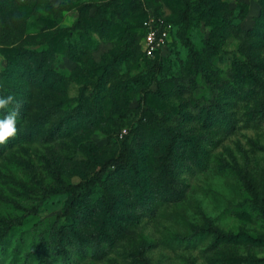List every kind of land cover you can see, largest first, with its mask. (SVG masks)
<instances>
[{
	"label": "rangeland",
	"instance_id": "1",
	"mask_svg": "<svg viewBox=\"0 0 264 264\" xmlns=\"http://www.w3.org/2000/svg\"><path fill=\"white\" fill-rule=\"evenodd\" d=\"M0 85V264H264V0H0Z\"/></svg>",
	"mask_w": 264,
	"mask_h": 264
},
{
	"label": "trees",
	"instance_id": "2",
	"mask_svg": "<svg viewBox=\"0 0 264 264\" xmlns=\"http://www.w3.org/2000/svg\"><path fill=\"white\" fill-rule=\"evenodd\" d=\"M44 64H45V56L41 55L38 58V64L36 67L37 72L39 70H41V68L43 67ZM38 68H39V70H38ZM237 68H238L237 70L239 72L238 75L241 78V71H240L241 67L237 66ZM48 74H52V75H48ZM49 76H52V77L49 78ZM243 78L249 79L250 81H255V82L258 81L256 77L251 75L250 72H248L247 75H244ZM48 80H50L48 82L50 87L60 88L63 85L64 77L57 74V73L51 72L49 70V68L46 67V68H44L42 74L38 75V81L40 83H42V82H47ZM129 158H130L129 149H128L126 144H123L115 156L108 157L107 159L103 160L100 163V168L91 177H89L88 179H86L82 182H79L76 184H70L67 187V189L68 190L82 189V193H85L88 190H90L91 187L96 185L102 179V177H104L108 172H110L111 169H122V168H124L128 164ZM73 206H74V201L70 200L65 206V213L64 214L65 215L70 214V212L73 210ZM263 209H264V202H263ZM233 237H235V236H233Z\"/></svg>",
	"mask_w": 264,
	"mask_h": 264
},
{
	"label": "built area",
	"instance_id": "3",
	"mask_svg": "<svg viewBox=\"0 0 264 264\" xmlns=\"http://www.w3.org/2000/svg\"><path fill=\"white\" fill-rule=\"evenodd\" d=\"M172 24L164 17L147 15L141 22L140 50L146 57L154 56L172 39Z\"/></svg>",
	"mask_w": 264,
	"mask_h": 264
},
{
	"label": "clouds",
	"instance_id": "4",
	"mask_svg": "<svg viewBox=\"0 0 264 264\" xmlns=\"http://www.w3.org/2000/svg\"><path fill=\"white\" fill-rule=\"evenodd\" d=\"M0 88H3V85H0ZM4 91H7V89H4ZM9 105H13L11 110L6 111L3 118H0V145L5 144L18 131L17 119L21 105L16 101L13 94L0 95V109H9Z\"/></svg>",
	"mask_w": 264,
	"mask_h": 264
}]
</instances>
